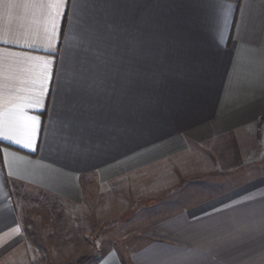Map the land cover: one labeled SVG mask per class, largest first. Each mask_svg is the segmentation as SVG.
<instances>
[{"label": "crops", "instance_id": "obj_1", "mask_svg": "<svg viewBox=\"0 0 264 264\" xmlns=\"http://www.w3.org/2000/svg\"><path fill=\"white\" fill-rule=\"evenodd\" d=\"M37 98L35 151L0 140V264L56 225L75 262L142 202L82 264H264V0H0L5 125Z\"/></svg>", "mask_w": 264, "mask_h": 264}, {"label": "rangeland", "instance_id": "obj_2", "mask_svg": "<svg viewBox=\"0 0 264 264\" xmlns=\"http://www.w3.org/2000/svg\"><path fill=\"white\" fill-rule=\"evenodd\" d=\"M146 204H148V202H142L139 203L138 205H136L134 208H130L128 209L121 217H118L117 219L113 220V221H109L106 224V234L102 235L101 234V238L99 240H94L95 241V249L92 251L91 254H87V255H82L85 256L86 259L85 261L90 262L93 260H96L98 258H100V255H102L104 253V246H106L107 248L109 246H113V247H117L119 248L118 250L121 252L123 251V249L125 248H131L134 245L130 244L129 242L132 241H126L125 239V235H127V231L128 228L130 226V220L133 218V215L138 214V211L142 208H144L143 206H145ZM137 216V215H136ZM49 227V226H48ZM123 228V232L119 233L118 231L115 232V229L118 228ZM54 231L50 232H46V234L44 235L43 233L39 234V237L41 235L42 240L39 241V244L43 247H47V246H51L54 243H67L65 240L62 239V235L60 230H59V225H56L54 227ZM121 235H123V239L121 238ZM107 236V241L106 243L103 242V237ZM121 246L123 247L121 249ZM40 248L38 255H36V262L35 264H73L74 260H76V256L75 255H67L66 251H64L65 253H63V255L60 256V254H56L53 251L49 253L52 248H50V250H45L44 248ZM55 249V248H54ZM49 253V254H48ZM62 254V253H61ZM35 256V255H33ZM32 256V257H33ZM34 258V257H33ZM123 258L125 259H129L128 255L123 256ZM86 264V263H84Z\"/></svg>", "mask_w": 264, "mask_h": 264}, {"label": "snow or ice", "instance_id": "obj_3", "mask_svg": "<svg viewBox=\"0 0 264 264\" xmlns=\"http://www.w3.org/2000/svg\"><path fill=\"white\" fill-rule=\"evenodd\" d=\"M56 4H64L66 0H53ZM223 12V23L227 22V17L231 9L230 4L222 5ZM57 16H62L64 13L57 11ZM52 35L55 36L58 33V29L55 23V19L52 22ZM222 35V30H221ZM35 47V46H32ZM45 51H50V49H45ZM45 66V71L43 75L44 80H51V74L47 71V65L49 61H42ZM50 92V88L44 87L43 82L40 84V95L47 97ZM43 105L40 103V99L29 100L26 105H21L15 110H10L9 115L12 117L5 125L4 113L0 111V140H8L11 143L20 144L22 147L29 149L30 151H35L33 147V140L37 137L39 131V117L29 115L28 109H41ZM7 133V134H6Z\"/></svg>", "mask_w": 264, "mask_h": 264}, {"label": "trees", "instance_id": "obj_4", "mask_svg": "<svg viewBox=\"0 0 264 264\" xmlns=\"http://www.w3.org/2000/svg\"><path fill=\"white\" fill-rule=\"evenodd\" d=\"M86 257H81L80 259H78L77 261H75L73 264H82L85 261Z\"/></svg>", "mask_w": 264, "mask_h": 264}]
</instances>
